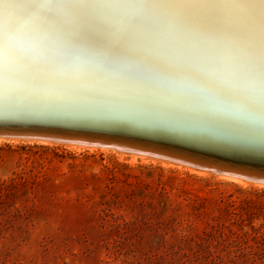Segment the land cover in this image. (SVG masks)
I'll return each instance as SVG.
<instances>
[{
    "label": "snow or ice",
    "instance_id": "obj_1",
    "mask_svg": "<svg viewBox=\"0 0 264 264\" xmlns=\"http://www.w3.org/2000/svg\"><path fill=\"white\" fill-rule=\"evenodd\" d=\"M0 118L264 155V0H0Z\"/></svg>",
    "mask_w": 264,
    "mask_h": 264
},
{
    "label": "rangeland",
    "instance_id": "obj_2",
    "mask_svg": "<svg viewBox=\"0 0 264 264\" xmlns=\"http://www.w3.org/2000/svg\"><path fill=\"white\" fill-rule=\"evenodd\" d=\"M0 264H264V183L0 134Z\"/></svg>",
    "mask_w": 264,
    "mask_h": 264
},
{
    "label": "bare ground",
    "instance_id": "obj_3",
    "mask_svg": "<svg viewBox=\"0 0 264 264\" xmlns=\"http://www.w3.org/2000/svg\"><path fill=\"white\" fill-rule=\"evenodd\" d=\"M238 118L252 120V117H245L243 114H238ZM0 123V134L3 135H24L114 146L124 150L177 159L211 168L228 176L264 183V175L260 174L264 173V155L258 148L249 150L239 146L238 141L229 139L236 135L235 129H219L218 139L212 142H196L172 134L143 131L128 125L88 126L3 118H0Z\"/></svg>",
    "mask_w": 264,
    "mask_h": 264
},
{
    "label": "water",
    "instance_id": "obj_4",
    "mask_svg": "<svg viewBox=\"0 0 264 264\" xmlns=\"http://www.w3.org/2000/svg\"><path fill=\"white\" fill-rule=\"evenodd\" d=\"M19 123H20V122H19ZM19 123H18V124H19ZM0 124H1V123H0Z\"/></svg>",
    "mask_w": 264,
    "mask_h": 264
}]
</instances>
